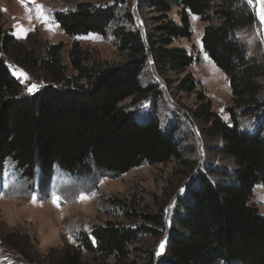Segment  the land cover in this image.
<instances>
[{
	"label": "trees",
	"instance_id": "obj_1",
	"mask_svg": "<svg viewBox=\"0 0 264 264\" xmlns=\"http://www.w3.org/2000/svg\"><path fill=\"white\" fill-rule=\"evenodd\" d=\"M132 1L114 0V7L77 3L54 15L69 37L103 36L114 25L111 35L116 49L126 56L118 65L94 64L74 43L68 53L72 77L66 76L58 45L41 50L32 41L18 42L4 27L0 14V177L7 161L27 180L37 172L41 185H46L55 169L73 175L95 171L119 176L143 164L179 159L172 132L162 134L156 120L137 123L121 104L144 95L140 76L148 60L155 68L175 74H182L192 64L185 50L169 48L174 40L190 36V14L206 24L203 51L228 78L232 125L228 127L212 114L208 102L195 116L210 124L206 135L221 140L220 153L233 161L235 171L226 183L197 178L196 186L179 203L175 230L167 236L163 256L155 264H264V217L249 204L253 188H264V128L253 134L243 132L233 113L235 109L260 108L261 68L246 56L234 36L252 21L244 0H139L157 14L153 20L158 26L145 35L129 26V14L118 18L116 7ZM173 8L179 10V25L168 20ZM8 65L40 74L46 87L31 96L23 95ZM180 89H194L191 77H185ZM116 205L122 219L143 225L132 228L106 221L94 225L90 233H80L75 246L51 248L43 255L27 246L34 256L29 263L136 264L133 253L139 236H154L147 225L162 227V216L139 214L119 202Z\"/></svg>",
	"mask_w": 264,
	"mask_h": 264
},
{
	"label": "rangeland",
	"instance_id": "obj_2",
	"mask_svg": "<svg viewBox=\"0 0 264 264\" xmlns=\"http://www.w3.org/2000/svg\"><path fill=\"white\" fill-rule=\"evenodd\" d=\"M77 3L98 7L115 5L114 0H35L34 4L27 0L24 3L21 0H0V14L4 27L11 30L18 42L32 41L41 50L58 45L67 77L74 76L68 59L74 43L83 50L90 63L118 65L125 61L126 56L118 52L111 35L114 25L103 36L88 34L69 37L63 33L54 15L71 10ZM37 4L43 6L47 23L37 18ZM243 4L252 21L237 29L234 36L244 46L246 56L254 59L261 68L258 79L261 90L257 97L260 108L235 109L233 113L239 129L253 134L259 127L264 128V25L259 23L247 0ZM116 10L120 19L129 14L132 19L129 26L143 35L158 26L153 20L157 14L141 6L139 0L118 6ZM178 12L177 8H173L167 14L168 20L176 25L180 24ZM187 17L190 36L174 40L169 48L185 50L192 57V64L182 74H175L155 68L148 60L140 76L144 95L121 104L137 123L156 120L162 134L172 132L179 145V159L166 164H143L119 176L95 171L90 175H73L55 169L46 185H41L37 172L31 181L27 180L19 175L14 164L7 161L0 177V264H37L29 263L33 262L34 256L32 252L28 253L27 246H33L42 255L51 248L75 246L80 233H90L94 225H103L106 221L119 222L132 228L143 225L138 221L122 219L121 210L116 205L118 202L132 207L133 212L139 214L162 216V227L147 225L155 235H140L139 243L134 246L133 260L136 264H155L163 256L167 236L171 230H175L173 221L178 214L179 203L186 197V192L196 186L197 178L205 176L214 184L228 182L227 177L235 171L234 163L220 153L223 148L221 140L206 135L205 129L210 124L198 120L195 112L208 102L210 112L230 127L231 115L228 110L232 107L231 90L228 78L209 58L205 59L207 55L201 39L206 24L190 14ZM8 68L21 84L23 95L31 96L47 85L36 72L30 73L12 65H8ZM13 71L26 73L28 79L21 82ZM187 75L194 82V89L190 92L180 89ZM32 84L39 87L29 93L27 86ZM33 194L38 197L35 204L32 203ZM53 194L60 197L59 207L52 203ZM81 194L88 199L79 200ZM249 204L264 217L262 186L253 188Z\"/></svg>",
	"mask_w": 264,
	"mask_h": 264
},
{
	"label": "snow or ice",
	"instance_id": "obj_3",
	"mask_svg": "<svg viewBox=\"0 0 264 264\" xmlns=\"http://www.w3.org/2000/svg\"><path fill=\"white\" fill-rule=\"evenodd\" d=\"M25 0H21V3H24ZM27 2L29 3H35V0H27ZM247 4L249 6H252L253 7V11L256 15V18L257 20L259 21V23L261 25H264V0H247ZM36 9H37V12H38V19L42 20L43 22L47 23V18L44 17L43 15V6L42 5H36ZM196 17H194L195 19ZM79 38V37H78ZM86 38H93V37H86ZM205 59H208V57L206 56ZM13 74L17 76V79L21 80V82H23V80H26L28 79L27 77V74L24 73V72H19V73H16L15 71H13ZM38 85L36 84H32L30 86H27V91L29 93H32L33 91L37 90L38 89ZM37 199L38 197L33 194L32 196V203H36L37 202ZM88 199L87 196H85L84 194H81L79 196V200L83 201V200H86ZM59 200H60V197L59 196H56L53 194L52 196V203L54 205H56L57 207H59ZM93 243L95 244V240L93 238ZM163 247V245L161 244V248Z\"/></svg>",
	"mask_w": 264,
	"mask_h": 264
}]
</instances>
